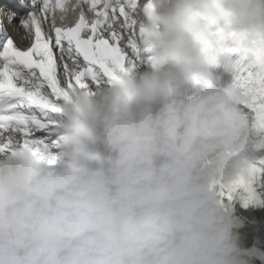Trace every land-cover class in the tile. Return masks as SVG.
Wrapping results in <instances>:
<instances>
[{"label":"clouds","instance_id":"1","mask_svg":"<svg viewBox=\"0 0 264 264\" xmlns=\"http://www.w3.org/2000/svg\"><path fill=\"white\" fill-rule=\"evenodd\" d=\"M221 30L264 52V0H144L141 61L70 89L52 145L0 150V264H239L217 186L256 147L211 79L232 70Z\"/></svg>","mask_w":264,"mask_h":264},{"label":"snow or ice","instance_id":"2","mask_svg":"<svg viewBox=\"0 0 264 264\" xmlns=\"http://www.w3.org/2000/svg\"><path fill=\"white\" fill-rule=\"evenodd\" d=\"M37 0H33L35 5ZM144 0H39L22 23L31 36L25 50L12 38L0 43V150L15 143L37 147L54 143L50 134L69 90L102 83L142 57L137 24ZM151 0H148L150 5ZM71 13L64 26L53 24L58 12ZM232 56L229 85L244 97L241 104L255 147L264 150V52L247 48L243 37L224 34ZM238 174L222 181L221 196L256 197L255 184L264 175V155L242 156Z\"/></svg>","mask_w":264,"mask_h":264},{"label":"bare ground","instance_id":"3","mask_svg":"<svg viewBox=\"0 0 264 264\" xmlns=\"http://www.w3.org/2000/svg\"><path fill=\"white\" fill-rule=\"evenodd\" d=\"M0 1V26L3 24V32L0 33V40H5V36L10 35L13 37L16 44L24 43L23 28L10 21L11 15L8 14L6 7L2 5ZM212 71V82L217 87H224L230 82V74L225 72L223 67H216ZM36 137H47L50 134L43 131H39L34 134ZM53 139L54 137L51 136ZM247 155L250 157H256L264 155V150H252L245 147ZM263 200L258 208L257 212L260 215L256 224V229L251 230L250 233L244 234L239 232L238 237V257L239 264H264V175L260 178ZM248 217L253 218L255 211L248 209L245 211ZM258 217V216H257ZM236 232V231H235Z\"/></svg>","mask_w":264,"mask_h":264},{"label":"rangeland","instance_id":"4","mask_svg":"<svg viewBox=\"0 0 264 264\" xmlns=\"http://www.w3.org/2000/svg\"><path fill=\"white\" fill-rule=\"evenodd\" d=\"M247 149L242 148L241 155L242 156H248ZM261 181L260 179L255 184V192L256 197L254 199L246 198L242 194H234L232 198H228L227 196H221L219 188L220 186H217V195L220 198L221 202L224 204V206L228 209H231L232 211V222H233V231L238 235L239 232L244 234L250 233L251 230L256 229V224L258 222V219L260 215H258L257 210L260 209V206L262 204L263 200V194L262 189L260 187ZM252 209L255 211V214L253 215V218L248 217L246 215V210ZM258 216V217H257ZM243 231V232H242Z\"/></svg>","mask_w":264,"mask_h":264}]
</instances>
